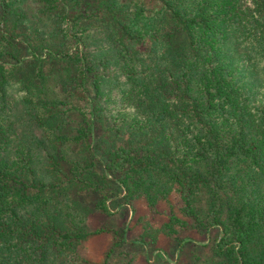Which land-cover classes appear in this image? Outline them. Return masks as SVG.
I'll list each match as a JSON object with an SVG mask.
<instances>
[{"label":"trees","instance_id":"trees-1","mask_svg":"<svg viewBox=\"0 0 264 264\" xmlns=\"http://www.w3.org/2000/svg\"><path fill=\"white\" fill-rule=\"evenodd\" d=\"M8 86L0 264H71L90 214L172 192L207 264H264V0H0Z\"/></svg>","mask_w":264,"mask_h":264},{"label":"rangeland","instance_id":"rangeland-1","mask_svg":"<svg viewBox=\"0 0 264 264\" xmlns=\"http://www.w3.org/2000/svg\"><path fill=\"white\" fill-rule=\"evenodd\" d=\"M6 90V96L0 97V113L19 126L24 108L15 112L13 106H23L21 93L14 86ZM109 208L110 213L95 212L87 217L89 228L104 230L78 244L69 258L71 264H207L209 248L220 234L217 227L208 233L193 229L180 211L176 192L160 200L154 210L144 198L135 199L132 205L114 198ZM172 215L186 219L187 225L173 224L170 231L165 224ZM177 238L193 241L179 246Z\"/></svg>","mask_w":264,"mask_h":264}]
</instances>
